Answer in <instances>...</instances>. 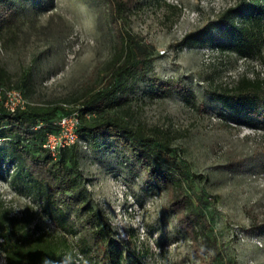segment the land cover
<instances>
[{"label": "rangeland", "instance_id": "374dc122", "mask_svg": "<svg viewBox=\"0 0 264 264\" xmlns=\"http://www.w3.org/2000/svg\"><path fill=\"white\" fill-rule=\"evenodd\" d=\"M236 0H136L122 24L153 46L146 77L130 80L132 123L158 127L185 175L184 189L209 220L202 256L168 207L166 191L147 178L141 165L111 137L78 145V172L85 193L99 208L107 236L95 240L81 218L28 191L14 167H0V200L10 214L29 206L28 225L59 230L65 226L76 264H108L104 244L119 251L122 264H264V125L239 107H228L208 91L232 84L240 75H264L258 57H242L219 32L212 42L181 43L184 34L202 28ZM9 20L0 28V66L9 84H21L29 103H68L101 81L113 54L115 33L108 0H10ZM264 56V48H262ZM154 79H171L193 93L156 88ZM175 86V85H174ZM10 87V86H9ZM0 139V158L9 156ZM4 155V156H3ZM254 222V223H253ZM1 240V238H0ZM0 264H6L0 247Z\"/></svg>", "mask_w": 264, "mask_h": 264}, {"label": "trees", "instance_id": "16d2710c", "mask_svg": "<svg viewBox=\"0 0 264 264\" xmlns=\"http://www.w3.org/2000/svg\"><path fill=\"white\" fill-rule=\"evenodd\" d=\"M0 0V28L9 20L8 8ZM136 0H108L109 21L115 33L113 54L105 66L99 83L89 85L76 97L72 108L78 110L77 131L80 138L97 146L98 137L117 140L144 169L148 179L161 185L168 197V207L177 223L190 238L192 250L202 256L201 244L207 238L210 223L196 209L192 196L184 189L185 171L173 152L172 137L158 127L147 128L142 123H132L130 115V80L146 77L152 60L153 46L137 38L122 24L123 15L131 12ZM219 32L226 42L215 40L214 46L225 45L242 57H258L264 64V0H236L221 10L214 19L202 28L184 34L181 43H204L214 40ZM156 82V88L166 91L176 87L177 91L193 97L192 91L171 79ZM9 73L0 66V87L21 88V84H9ZM175 85V86H174ZM211 95L228 107H239L254 115L264 125V75L248 77L240 75L232 84L213 86ZM71 106L68 103H27L24 108L8 111L0 99V139H4L9 156L0 158V167H14L12 175L27 183L28 191L60 210L72 211L81 218L95 240L107 236L99 208L95 207L85 193L78 172V145L61 148L56 155L43 146L45 135L56 128L55 120ZM8 172V171H7ZM35 211L25 207L21 215L10 214V209L0 200V247L6 264H76L67 253L68 242L62 226L59 230L36 227L29 232ZM254 223V222H253ZM254 228H264L252 225ZM104 258L108 264H122L119 251L104 244ZM132 264H144L137 260Z\"/></svg>", "mask_w": 264, "mask_h": 264}, {"label": "built area", "instance_id": "2783aa9c", "mask_svg": "<svg viewBox=\"0 0 264 264\" xmlns=\"http://www.w3.org/2000/svg\"><path fill=\"white\" fill-rule=\"evenodd\" d=\"M0 99L3 106L8 111H14L16 108H24L28 101L25 99L20 88L16 87H0ZM56 128L48 131L45 135L43 146L47 148L52 155H56L58 151L71 145L85 146L86 141L80 138L78 126V110L70 108L62 113L55 120ZM12 167V166H11Z\"/></svg>", "mask_w": 264, "mask_h": 264}]
</instances>
